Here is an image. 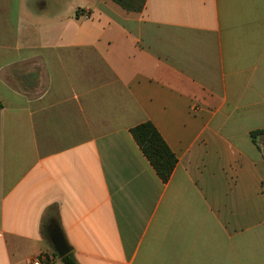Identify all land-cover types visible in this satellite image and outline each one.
I'll return each mask as SVG.
<instances>
[{
  "label": "crops",
  "instance_id": "crops-1",
  "mask_svg": "<svg viewBox=\"0 0 264 264\" xmlns=\"http://www.w3.org/2000/svg\"><path fill=\"white\" fill-rule=\"evenodd\" d=\"M257 130L264 0H0V264H264Z\"/></svg>",
  "mask_w": 264,
  "mask_h": 264
},
{
  "label": "trees",
  "instance_id": "trees-1",
  "mask_svg": "<svg viewBox=\"0 0 264 264\" xmlns=\"http://www.w3.org/2000/svg\"><path fill=\"white\" fill-rule=\"evenodd\" d=\"M111 1L129 13H141L145 9L147 3V0ZM131 133L160 179L164 183L169 182L177 166L178 159L157 128L151 122H146L134 127ZM251 138L256 145H260V142L264 140V130L251 132ZM62 261L65 264H78L72 252L62 258Z\"/></svg>",
  "mask_w": 264,
  "mask_h": 264
},
{
  "label": "water",
  "instance_id": "water-1",
  "mask_svg": "<svg viewBox=\"0 0 264 264\" xmlns=\"http://www.w3.org/2000/svg\"><path fill=\"white\" fill-rule=\"evenodd\" d=\"M261 147L264 151V140L261 142ZM49 238L54 246L57 255L62 259L72 252V247L68 244L62 229L58 226H53L49 229Z\"/></svg>",
  "mask_w": 264,
  "mask_h": 264
},
{
  "label": "built area",
  "instance_id": "built-area-1",
  "mask_svg": "<svg viewBox=\"0 0 264 264\" xmlns=\"http://www.w3.org/2000/svg\"><path fill=\"white\" fill-rule=\"evenodd\" d=\"M34 264H41V260L38 259L36 262H34Z\"/></svg>",
  "mask_w": 264,
  "mask_h": 264
},
{
  "label": "rangeland",
  "instance_id": "rangeland-1",
  "mask_svg": "<svg viewBox=\"0 0 264 264\" xmlns=\"http://www.w3.org/2000/svg\"><path fill=\"white\" fill-rule=\"evenodd\" d=\"M25 72V71H24Z\"/></svg>",
  "mask_w": 264,
  "mask_h": 264
}]
</instances>
